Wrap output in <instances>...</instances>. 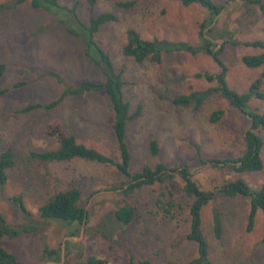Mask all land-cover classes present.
Returning <instances> with one entry per match:
<instances>
[{"label":"rangeland","instance_id":"1","mask_svg":"<svg viewBox=\"0 0 264 264\" xmlns=\"http://www.w3.org/2000/svg\"><path fill=\"white\" fill-rule=\"evenodd\" d=\"M8 0H0L5 2ZM115 0H99L95 12L113 9ZM224 3L217 17L214 41L224 45L220 58L226 67L228 85L238 92L245 91L264 70L243 64L241 56L258 53L259 48L243 44L232 45L218 34L231 31L235 39L264 40V14L241 1L214 0ZM76 3L79 17L86 21L90 14L86 0H61ZM118 20L103 25L97 39L109 50L116 69L123 71L126 80L124 93L140 116L128 126V138L133 149L132 169L143 163L153 165L162 161L168 166L187 165L193 179L202 189H215L222 183L242 177L258 188L264 179L260 171L237 172L232 163L214 166L209 158L235 159L246 149L244 134L250 129L246 115L230 105L219 91L214 92L198 108L179 106L173 98L191 90L215 86L196 72L217 73L220 66L207 54L177 52L165 54L159 63L141 62L126 57L121 46L126 41V30L135 28L145 38H166L197 43L200 23L208 15L198 4L183 5L176 0H135L130 9L118 10ZM0 62L7 67L0 79V89L14 82L25 81L22 87L12 88L0 95L1 147L13 152L14 164L8 171L7 182L0 187V211L11 223H19L21 214L9 200L20 195L26 207L38 218L39 206L57 190L77 186L81 203L89 221L71 239L69 258L93 253L110 264H186L196 255L193 241L173 247L171 241L189 229L187 203L179 176L167 185L155 183L124 194L120 185L125 177L113 165L83 159L41 161L30 155L31 150L56 147L46 128L59 122L65 132L73 133L87 145L117 156L111 131V107L104 94L66 96L59 107L31 112L18 110L28 102H49L57 98L62 84L42 75L52 69L60 72L68 83L82 79L103 80V75L84 54L79 39L66 31L50 13L33 7L29 1L13 9L0 11ZM260 89L264 92V78ZM249 105L264 111V98H251ZM224 110L221 119L209 121L210 113ZM262 137L261 156L264 162V128L254 129ZM156 138L160 146L157 156L148 154L147 143ZM169 190L172 191L169 195ZM163 192H166L163 195ZM170 196L177 208L176 216L164 213L157 199ZM161 203V202H160ZM133 207L134 215L127 224L114 221V211L122 206ZM250 208L246 197H228L216 193L201 211L202 229L210 246V264H264V229L258 211L250 231L246 230ZM219 213L222 233L219 238L212 230L213 212ZM66 227L59 221L43 223L40 233H23L16 238H1L0 244L12 251L26 264H67L65 249L61 259L50 261L42 253L45 245L61 247Z\"/></svg>","mask_w":264,"mask_h":264},{"label":"trees","instance_id":"2","mask_svg":"<svg viewBox=\"0 0 264 264\" xmlns=\"http://www.w3.org/2000/svg\"><path fill=\"white\" fill-rule=\"evenodd\" d=\"M29 1L35 8H41L53 15L61 23L63 28L75 36L83 46L84 54L92 61L103 75V80L82 79L77 83H68L62 74L56 70H46L42 75L54 78L62 84L60 95L49 101L28 102L21 107L19 112H31L38 109H55L60 106L66 96H82L84 94L102 93L107 98L112 111L113 121L111 131L116 145L117 156L107 154L96 147L87 145L77 139L73 133H67L59 122L54 121L46 128L47 135L56 142V147L42 150H31L32 157L41 161H64L74 158L95 161L102 164L113 165L117 171L125 177L120 185L114 188L122 189L124 194H130L136 189L150 186L155 183L167 185L177 175L182 179L180 190L183 196L190 201L188 206L189 229L185 233L175 235L171 241L173 247H179L183 243L193 241L196 244V255L188 260L186 264H210V246L202 229V208L211 201L216 193H221L228 197L240 196L249 199L250 208L247 216L246 230L250 231L254 225L255 216L258 211L262 215V225L264 229V179L258 188H252L242 177L226 181L215 189H202L193 179L192 173L187 165L168 166L162 161H157L153 165L143 163L138 169H132L133 149L128 138L129 124L140 116V107L132 110L130 102L125 97L124 86L126 80L123 71L116 69L113 58L109 50L105 49L97 39L100 28L110 22L118 20L117 11L130 9L134 6L135 0H115L113 9H104L95 12L99 0H86L90 14L86 21L82 20L77 12L76 3L67 5L61 0H8L0 3V11L13 9L18 5ZM183 5L198 4L205 8L208 15L200 23L199 40L191 43L186 40H169L166 38L153 37L151 39L142 37L135 28L129 27L126 30V41L121 46V52L126 57H131L135 61L150 60L155 63L162 61L165 54L187 52L190 54L205 53L209 55L222 70L217 73L200 71L194 74L197 78H204L208 82H215V86H208L203 89L191 90L173 98V103L179 106H189L198 108L214 92L219 91L228 100L231 106L237 108L246 115L250 122V129L245 131L244 140L246 149L244 153L235 159H214L209 158L207 162L214 166L222 167L224 163H232L231 166L237 172L260 171L264 167L261 156L263 140L254 129L264 128V111H257L249 105L251 98H264V92L260 89L264 70L249 87L238 92L231 88L225 78L226 67L223 64L220 54L224 45L218 47L213 39L216 37V22L205 30L219 15L224 8V3H217L214 0H176ZM229 0H227L228 2ZM237 1V0H233ZM248 6L257 7L264 14V0H239ZM208 35V36H207ZM224 41L232 45L243 44L245 46L259 48L258 53H248L241 56L243 64L250 68L260 67L264 64V40H237L231 31L218 34ZM7 65L0 62V79L6 70ZM24 81L14 82L10 87L0 89V95L8 92L12 88L22 87ZM224 110L214 109L209 115L210 122H217L223 116ZM2 137L0 131V187L8 180V171L13 167V152L9 148L2 149ZM149 155L157 156L160 146L156 138H150L147 143ZM166 192H163L165 195ZM172 191L169 190V195ZM81 190L77 186L60 189L52 193L47 200L38 208V218L26 207L20 195H12L9 200L20 212L22 218L19 223H11L0 211V239L16 238L23 233L38 234L43 228V223L48 221H59L66 227L65 235H78L81 227L89 221L87 210L81 203ZM158 204L164 213L170 218L176 216L177 208L174 199L170 196L166 200L157 199ZM161 202V203H160ZM134 215L133 207L122 205L114 211V221L119 224H127ZM212 230L214 236L219 238L222 233V222L217 211L212 215ZM264 241V236H263ZM72 240H65V256L68 258L67 264H110L105 258L93 253L82 257L69 258L70 245ZM42 253L50 261L61 259V247H49L45 245ZM0 264H26L17 259L15 254L8 248L0 244Z\"/></svg>","mask_w":264,"mask_h":264},{"label":"water","instance_id":"3","mask_svg":"<svg viewBox=\"0 0 264 264\" xmlns=\"http://www.w3.org/2000/svg\"><path fill=\"white\" fill-rule=\"evenodd\" d=\"M217 17H218V15L214 18V20L212 21V23L205 29V30H208L209 28H211L214 24H215V22H216V19H217ZM208 36V35H207ZM214 40V39H213ZM222 41V39H219V41H218V43H220ZM221 70H222V67H221ZM84 225V224H83ZM83 225H82V228H83ZM80 234H82V231H81V233ZM73 238V236H65L64 237V240H63V243H62V248H61V250H62V255H63V253H64V249H65V240H71Z\"/></svg>","mask_w":264,"mask_h":264}]
</instances>
